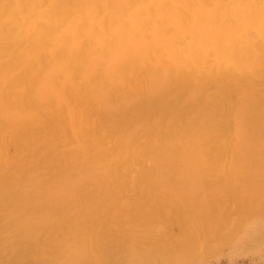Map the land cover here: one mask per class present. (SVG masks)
<instances>
[{
  "label": "bare ground",
  "instance_id": "bare-ground-1",
  "mask_svg": "<svg viewBox=\"0 0 264 264\" xmlns=\"http://www.w3.org/2000/svg\"><path fill=\"white\" fill-rule=\"evenodd\" d=\"M170 28L175 30L172 36ZM256 39L264 40V0H0V238L35 240L45 235L46 241L29 252L45 258L65 237L80 236L86 263L104 264L99 223L87 220L77 196L85 193L69 191L55 201L52 189H70L66 178L74 173L117 179L121 165L139 161L145 168L157 155L179 180L191 169L219 181L210 182V189L221 185L230 194L248 191L257 196L256 208L264 214V104L254 103L256 88L264 85V54L257 51ZM99 57L109 60L102 73L89 69ZM141 72L162 77L156 111L162 118L178 102L190 110L198 106L197 120L148 126V140L142 145L127 140V130L135 126L127 120V111H121L105 119L106 140L97 133L77 138V151L50 160L40 174L39 156L56 152L55 135L65 130L59 115H73L89 96L87 103L96 104L93 89L108 99L121 95L124 100ZM49 88L54 96L45 93ZM143 105L147 119V103ZM240 118L248 131L244 140L230 126ZM73 123L77 134L82 132L76 119ZM5 139H13L10 156ZM243 159L248 172L242 180ZM12 166L18 178L9 171ZM160 169L159 163L157 169H145L151 173V187L135 224L156 240L146 264L192 258L198 230H220L232 215L252 214L237 197H230V209L241 203L237 210L215 225L200 207L178 210L172 225L179 237L173 244V238L159 230L158 209L166 198L153 179ZM61 208L80 211L60 219L55 210ZM241 247L239 241L232 252Z\"/></svg>",
  "mask_w": 264,
  "mask_h": 264
},
{
  "label": "rangeland",
  "instance_id": "rangeland-1",
  "mask_svg": "<svg viewBox=\"0 0 264 264\" xmlns=\"http://www.w3.org/2000/svg\"><path fill=\"white\" fill-rule=\"evenodd\" d=\"M150 2L151 4L153 3V1ZM172 30L175 31L173 28H170L171 36L174 35ZM140 38L141 36H138L136 40ZM259 40H255L257 51L264 54V40ZM163 57L166 60V56ZM93 59L91 61L92 64H89L91 71L102 73L108 70V58L100 59L99 57ZM160 76L151 78L145 76L142 72L137 73L134 76L135 79L133 78L134 84L132 83V87H128L127 97L122 101L121 95L115 96L114 99L110 98L114 101L112 102L103 91L93 89V93L96 94V100L94 98L96 104L93 102V105L90 102L87 103L91 101L89 96L83 106L79 105L75 108L73 115L69 113L59 115V121L64 125L65 130L58 134V137L55 135V139L59 142L56 152H42L43 155L39 156L40 162L38 163L37 170L40 171V174L42 169H46L50 160L52 162L55 157L59 158L63 154L67 155V153L77 151V148L75 149V144L78 143L77 138H87L93 133H97L100 139L106 140L107 136L103 132L104 127L107 128L105 126V123H107L105 119L118 115L121 111H127L125 113L127 120H129L132 126H135L132 131L127 130V134L125 135L127 140L131 143L136 142L142 145L148 140V126L150 128L153 125L157 126V124L159 126L160 124L166 126L171 120L174 126L178 123L176 122L177 120L179 122L181 120H185L186 122L187 120L196 121L198 106L190 110L188 106L177 102L169 112H164L165 116L163 118L159 115V111L156 112L162 88V77ZM45 93L54 96L50 88L46 89ZM254 95L255 97L257 95L254 103H260L259 107L263 105L264 85L259 84ZM145 97L148 100H145ZM37 99V101H41V99ZM188 101L191 102L189 99ZM143 102L147 103V119L144 117ZM154 112L156 113L154 114ZM74 119L80 123L82 132L78 134L77 127L73 123ZM230 126L237 138L240 140L245 139L248 131L245 130L242 118L238 119L237 122H232ZM230 133L229 137L232 140L233 133ZM187 138L191 139L192 137ZM12 141L13 139H9L8 141L5 139L8 155L14 154ZM161 156L157 155L152 162L146 164L145 168L144 163L141 164L139 161L126 166L121 165V174L117 179L99 176L95 178L94 174L84 172L74 173L66 178L71 188H53L52 199L57 201L59 198L67 196L69 191L84 192L85 197L82 194L79 195V193L77 196H80L83 201L82 205L85 209L87 220L94 221L93 219L95 218V221L99 223L98 226L100 228H97L99 234H97L100 237V246L103 248L102 258H104V264H129L139 259V264H146V257L155 249L156 240L146 237L145 229L137 227L135 224L139 222L141 214L144 212L143 205L146 202L145 199L149 196L151 179L149 181L148 175H151V173L148 171L152 168L157 169L159 163L162 169L156 171L157 174H154V186L160 190V195L166 198L165 204L158 209L159 230L160 233L173 238V244L178 242L177 239L179 237L178 231H174L172 225L175 219L174 216L178 210L200 207L203 212L211 215L214 225L224 220L229 213H234L241 203L245 204L246 208L252 212V214H249L243 211L242 218L241 216L232 215L231 221L229 220L223 226V229L220 228L219 230L217 228L216 230L213 227L211 232H205L204 229L198 230V246L195 250V256H192V258L189 256H179L175 259L170 258L167 264H264V220L260 219L264 218V214L256 208L258 200L255 198L257 196L251 195L248 191L245 194H230L225 189H221V185L210 189L208 187L210 182L217 185L215 182L219 181L214 180L215 178L212 177L202 178L195 171H191V169L186 171L184 176L179 180L177 175L169 174L168 167L164 164L167 161L163 163L161 158H159ZM245 160L243 159L242 174L239 175L242 180L246 178L248 172ZM10 168L11 174H15L14 177L18 178L20 173L13 166ZM145 169H148V171H145ZM78 174H82L83 176L76 177ZM41 177L39 176V178ZM145 190L147 194H145ZM230 197H237L241 203L237 202L236 206L230 209V204L233 202L230 201ZM79 211L74 212L69 209L67 212L65 208H61L56 209L55 214L58 218L62 219L68 215L75 216ZM130 217L131 220L129 219ZM249 220L251 221L249 222ZM253 228L254 230H252ZM246 235L248 236L245 237ZM233 237L236 238L232 241ZM47 238L45 235H40L35 240L19 239L10 241L7 238H0V264H47L48 262L49 264H87L85 241L80 236L77 238L67 236L61 245L54 244L49 257H38L29 253L35 246L43 244ZM239 241L242 242V247L237 253H233L231 247ZM124 243H128V245Z\"/></svg>",
  "mask_w": 264,
  "mask_h": 264
}]
</instances>
